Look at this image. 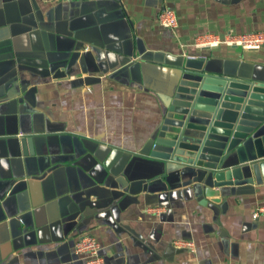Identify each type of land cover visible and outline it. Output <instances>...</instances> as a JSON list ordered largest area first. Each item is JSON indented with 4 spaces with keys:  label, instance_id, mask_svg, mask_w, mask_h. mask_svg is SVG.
Returning <instances> with one entry per match:
<instances>
[{
    "label": "crops",
    "instance_id": "1",
    "mask_svg": "<svg viewBox=\"0 0 264 264\" xmlns=\"http://www.w3.org/2000/svg\"><path fill=\"white\" fill-rule=\"evenodd\" d=\"M257 32L264 0H0V264H87L82 235L106 264H264V183L207 196L139 155L188 58L264 82V47L196 45Z\"/></svg>",
    "mask_w": 264,
    "mask_h": 264
},
{
    "label": "water",
    "instance_id": "2",
    "mask_svg": "<svg viewBox=\"0 0 264 264\" xmlns=\"http://www.w3.org/2000/svg\"><path fill=\"white\" fill-rule=\"evenodd\" d=\"M207 57L188 58L167 83L163 117L139 152L216 189L264 183V82L216 73ZM34 136L22 137L34 155Z\"/></svg>",
    "mask_w": 264,
    "mask_h": 264
},
{
    "label": "built area",
    "instance_id": "3",
    "mask_svg": "<svg viewBox=\"0 0 264 264\" xmlns=\"http://www.w3.org/2000/svg\"><path fill=\"white\" fill-rule=\"evenodd\" d=\"M159 24L168 30H176L179 22L176 13L171 9H164L158 17ZM225 44L231 47H240L244 50L258 51L264 47V32H257L244 35L229 34L224 40L216 36L207 35L200 37L196 45L198 47L207 46L209 48L219 47ZM264 217V207L257 208L253 213L254 219ZM176 245H184L191 249L194 248L189 242H176ZM101 245L96 238L82 235L75 245V252L78 255L87 257V264H106L105 259L100 255Z\"/></svg>",
    "mask_w": 264,
    "mask_h": 264
}]
</instances>
